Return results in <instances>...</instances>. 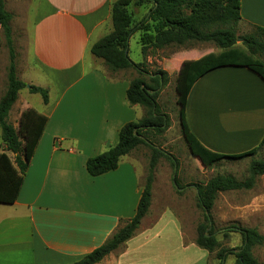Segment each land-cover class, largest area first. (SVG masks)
<instances>
[{
	"label": "crops",
	"instance_id": "1",
	"mask_svg": "<svg viewBox=\"0 0 264 264\" xmlns=\"http://www.w3.org/2000/svg\"><path fill=\"white\" fill-rule=\"evenodd\" d=\"M115 1L41 2L44 11L30 33L29 62L48 77L56 93L54 98L48 93L47 104L41 99L39 111L24 88L27 95L20 97L18 92L7 117L16 131L22 113L28 110L45 118L46 124L17 199L10 205L0 204V264H73L135 215L143 176L137 173L134 150L120 158L115 170L100 176L91 177L85 168L88 159L117 143L122 126L144 115L142 107L129 106L126 100L135 71L111 72L90 52L113 29ZM129 9L135 21L147 13L144 7ZM239 15V24L264 29V0H240ZM134 34L141 48L142 32ZM210 46L196 44L167 56L165 48H150L139 63L157 66L168 76L178 75L184 62L221 52ZM184 118L189 132L209 151L222 155L249 152L264 137V82L243 67L216 68L191 87ZM7 155L13 159L11 153ZM259 178L264 180V175ZM228 192L233 191L219 194ZM153 197L152 192L139 229L154 206ZM255 203L264 207V194ZM131 240L124 243L126 248ZM123 256L112 252L97 264H122Z\"/></svg>",
	"mask_w": 264,
	"mask_h": 264
},
{
	"label": "trees",
	"instance_id": "2",
	"mask_svg": "<svg viewBox=\"0 0 264 264\" xmlns=\"http://www.w3.org/2000/svg\"><path fill=\"white\" fill-rule=\"evenodd\" d=\"M240 0H116L111 7L112 31L90 48L91 54L102 60L111 72L133 70L136 77L131 80L126 90L129 106H140L144 110L142 118L122 126L118 132L117 143L104 153L86 161V172L97 177L118 167L120 158L130 154L139 146L151 151V158L142 192L133 218L119 228L104 244L81 260L73 264H97L104 257L117 250L131 239L141 220L147 214L152 197L153 171L160 157L174 162L170 155L156 147L149 135H160L168 127V117L157 104L161 89L166 85L167 75L162 70L148 71L145 63H133L127 56L129 38L137 31L140 36L141 54L148 50L170 46H184L190 43L212 44L221 50L219 54H208L196 61H186L177 75L176 92L179 105V120L182 134L191 153L203 167H210L226 160L236 161L253 157L258 152L264 156V137L257 147L238 155H222L209 151L198 143L189 132L184 110L187 96L193 84L204 74L220 67H243L257 75L264 82V29L253 27L254 32L241 38L245 50L236 47L237 27L241 21L239 15ZM130 6L147 8V13L139 21ZM11 14L5 9V0H0V29L9 53L6 74V90L0 98V204H12L19 194L29 162L44 130L46 119L33 110L22 113L19 128L16 131L7 122L12 105L20 90L27 88L31 94H38L43 103L48 102L45 89L27 85L16 77L15 54L11 38ZM7 153L13 155L11 160ZM264 175V160H251L248 177L237 181L230 176H216L204 185L196 186L198 207L202 210L203 221L196 228L195 244L207 252L218 246L212 226L210 211L219 193L227 191L250 190L257 178ZM174 184L178 187L176 178ZM239 233L241 245L234 249H223L217 253L220 264L228 257L235 258L234 264H259L252 256L251 249L264 242L254 229H241L235 226L223 231Z\"/></svg>",
	"mask_w": 264,
	"mask_h": 264
},
{
	"label": "rangeland",
	"instance_id": "3",
	"mask_svg": "<svg viewBox=\"0 0 264 264\" xmlns=\"http://www.w3.org/2000/svg\"><path fill=\"white\" fill-rule=\"evenodd\" d=\"M43 0H5V9L11 14L12 48L15 54L16 77L28 85L44 88L54 98L56 90L49 85L45 77L37 68L30 65V33L33 25L44 10ZM42 10V11H41ZM137 18L139 17L136 16ZM254 32L252 27L239 24L237 27L236 47L245 50L241 38ZM264 39V36L262 37ZM196 44L184 46H170L165 48L164 55L175 50L188 48ZM210 47H213L212 44ZM127 56L134 62L142 61L138 34H133L127 44ZM9 53L0 29V96L6 90L7 67ZM104 65V64H103ZM148 71L159 69L145 65ZM97 68H99L97 66ZM160 70V69H159ZM167 75V74H166ZM177 75H167L166 85L161 89L157 99L160 111L167 115L169 123L167 129L160 135H149L152 143L171 156L172 162L160 157L156 161L153 171L152 192L154 206L142 224V228L134 233L128 247L122 244L114 251L116 257L124 254L122 264H220L217 253L223 249H234L241 245L239 233L223 231L231 226L241 229H254L264 236V207L255 203L260 194H264V180L258 178L251 190H238L218 194L210 211L217 248L207 252L195 244L196 228L203 221L202 210L196 199V186L204 185L216 176H230L237 181L248 177V166L251 160H264L261 152L255 156L236 161H220L213 166L203 167L200 161L191 153L189 145L182 134L178 116L179 105L176 92ZM27 95L26 89L19 92L20 97ZM33 107L42 110L41 98L37 94H30ZM133 158L137 173L142 174L144 183L147 174L151 151L145 146H139L133 151ZM176 178L178 187L174 184ZM252 256L264 264V242L251 249ZM235 258L228 256L221 264H234Z\"/></svg>",
	"mask_w": 264,
	"mask_h": 264
},
{
	"label": "water",
	"instance_id": "4",
	"mask_svg": "<svg viewBox=\"0 0 264 264\" xmlns=\"http://www.w3.org/2000/svg\"><path fill=\"white\" fill-rule=\"evenodd\" d=\"M237 41H240V39H237Z\"/></svg>",
	"mask_w": 264,
	"mask_h": 264
}]
</instances>
